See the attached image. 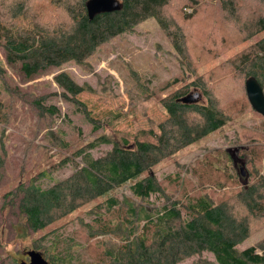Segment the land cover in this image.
<instances>
[{"label": "rangeland", "instance_id": "obj_1", "mask_svg": "<svg viewBox=\"0 0 264 264\" xmlns=\"http://www.w3.org/2000/svg\"><path fill=\"white\" fill-rule=\"evenodd\" d=\"M68 3L0 0V14L6 23L25 26L35 22L60 29L71 21L65 11ZM16 12L20 14L17 18L13 17ZM162 13L170 20L174 37H169L155 17H149L132 31L101 44L82 64L67 61L32 76L25 73L22 61H9L6 49L0 45V138L4 156L0 170V264H20L23 252L29 249L41 251L51 264H116L119 253L127 247L135 250L137 238L145 236L142 215L140 220L130 222L132 203L138 209L145 206L157 213L168 203L167 192L176 199L189 193H207L216 203L231 202L240 186L233 161L228 158L229 148L246 146L250 180L255 178L260 186L264 183V116L249 104L245 87L251 70L256 69V42L264 37V31L256 35L264 3L170 0ZM180 32L185 37V53L179 52L172 41ZM246 52L248 59L237 57ZM222 64L227 67L216 86L228 74L233 83V99L218 102L219 107L226 105L222 111L226 124L157 166V176L167 192L139 201L133 198L131 183L127 182L108 196L95 198L69 213L71 195L67 193L62 211L52 209L54 222L39 230L29 226L21 207L27 188H64V182L87 163V158L104 156L112 149V144L104 143L89 147L102 135H124L135 142L137 135L152 137L149 130L159 133V123L169 117L164 100L174 93L197 90L194 82L207 79ZM61 71L68 72L85 90L68 95L70 99L63 97L64 89L55 81ZM38 99L57 106L59 112L41 113L36 106ZM75 100L86 106L95 123ZM200 104H209L206 95ZM187 115L197 120L192 110ZM95 124L100 127L95 129ZM141 130L147 132L140 134ZM233 154L239 158V152ZM210 157L211 163L206 164ZM175 177L180 178L179 184L173 183ZM110 197L119 203L104 211ZM234 209L239 215L244 213L239 205ZM263 238L264 226L239 249ZM178 264L217 262L213 253L204 251Z\"/></svg>", "mask_w": 264, "mask_h": 264}, {"label": "trees", "instance_id": "obj_2", "mask_svg": "<svg viewBox=\"0 0 264 264\" xmlns=\"http://www.w3.org/2000/svg\"><path fill=\"white\" fill-rule=\"evenodd\" d=\"M118 1L120 9L98 13L91 18L88 0H69L65 11L71 21L60 29L45 28L35 22L25 26L15 22L6 23L0 14V45L6 49L9 61H22L23 70L32 76L51 66H61L67 61L82 64L101 44L132 31L138 23L149 17H155L169 37H174L170 20L162 13V7L170 0ZM261 1L264 3V0ZM19 16L17 12L13 14L15 18ZM262 31L264 16L257 20L256 35ZM172 41L179 52L185 53L183 33L176 34V40ZM254 56L256 69L250 71L248 78L255 76L264 86V37L256 42ZM237 57L244 61L243 58L248 59L249 53ZM226 67L222 64L207 79L200 78L194 82L198 86L195 89L204 90L201 92L203 96H207L208 105L202 106L201 100L192 104L181 101L182 97L193 90L174 93L169 100H164L169 117L159 123V133L149 130L152 137L144 139L137 135L135 142L124 135H102L91 142L89 147L104 143L112 144V149L104 156L87 158V163L64 182V188L54 186L42 189L39 185L27 188L24 194L27 196L21 207L29 226L33 230H39L54 222L56 217L52 209L62 211L61 205L67 203L64 200L67 193L71 195L67 208L69 213L95 198L108 196L112 190L127 182L131 183L133 198L139 201L146 200L155 193L167 192L157 176V166L226 124L227 117L222 112L226 105L219 107L218 102L233 99L232 76H222L221 82L216 86L220 73ZM55 81L64 89L62 95L66 99H70L68 95L76 96L85 90L66 71L55 75ZM248 101L252 106L249 98ZM75 102L84 108L85 115L95 123L86 106L79 100ZM2 103L0 100V107ZM36 106L44 114L55 115L59 112L57 106L46 105L40 99L36 100ZM191 110L197 115V120L189 119L187 113ZM97 125L95 129L100 127ZM146 132L147 130H141L140 134ZM2 145L0 138V170L4 165ZM247 151L245 146V155L235 158L237 166L234 164L233 154L228 152L240 186L231 202L216 203L207 193H189L184 198L176 199L167 192L168 203L157 213L147 210L145 206L138 209L132 203L131 209L129 208L130 222L140 220L142 215L141 220H145L142 232L145 236L137 238L135 250L131 251L127 247L123 253H119L116 264H178L185 258L204 251L213 253L217 264H264V238L239 249L256 230L264 226V183L260 186L256 185L255 178L250 180L252 171L248 167ZM205 161L206 164L211 163V157ZM243 162L246 164L245 168H242ZM240 168L245 171L241 173ZM179 182L180 178L175 177L173 183ZM118 203L117 198L110 197L109 205L104 211ZM237 205L244 210L242 215L236 213L234 208ZM97 220L98 217L95 218ZM147 239L150 244H147Z\"/></svg>", "mask_w": 264, "mask_h": 264}, {"label": "water", "instance_id": "obj_3", "mask_svg": "<svg viewBox=\"0 0 264 264\" xmlns=\"http://www.w3.org/2000/svg\"><path fill=\"white\" fill-rule=\"evenodd\" d=\"M87 5L89 7V15L91 18H93L98 13L113 12L121 8V4L118 0H88ZM245 86L248 98L253 108L264 116V89L261 82L257 77L251 76L247 78ZM202 97V92L195 90L182 97L181 101L186 104H192L199 102ZM244 148L245 146H240L236 148V150L229 148L228 151L232 154L233 152L240 153L241 149ZM235 158L234 164L237 166L238 162ZM242 165V168L246 167L244 162ZM27 254L30 257V262L22 261L20 264H50L41 251L28 250Z\"/></svg>", "mask_w": 264, "mask_h": 264}, {"label": "flooded vegetation", "instance_id": "obj_4", "mask_svg": "<svg viewBox=\"0 0 264 264\" xmlns=\"http://www.w3.org/2000/svg\"><path fill=\"white\" fill-rule=\"evenodd\" d=\"M241 150H242V149H241ZM243 155H245V153L241 154V151H240V156L242 157ZM27 251H28V250H25V251L23 252L24 258H23L22 261L30 262V257H29V255L27 254ZM50 264H51V263H50Z\"/></svg>", "mask_w": 264, "mask_h": 264}, {"label": "crops", "instance_id": "obj_5", "mask_svg": "<svg viewBox=\"0 0 264 264\" xmlns=\"http://www.w3.org/2000/svg\"><path fill=\"white\" fill-rule=\"evenodd\" d=\"M50 263V262H49Z\"/></svg>", "mask_w": 264, "mask_h": 264}]
</instances>
